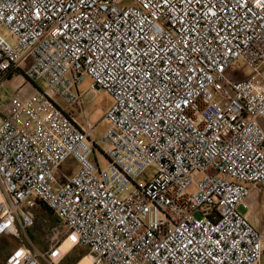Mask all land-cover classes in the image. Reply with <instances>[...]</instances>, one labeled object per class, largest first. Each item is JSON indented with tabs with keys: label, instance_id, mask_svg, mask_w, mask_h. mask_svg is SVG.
<instances>
[{
	"label": "built area",
	"instance_id": "1",
	"mask_svg": "<svg viewBox=\"0 0 264 264\" xmlns=\"http://www.w3.org/2000/svg\"><path fill=\"white\" fill-rule=\"evenodd\" d=\"M16 79L0 264H60L76 247L75 264H262L247 213L264 188V0H0V90ZM86 80L113 99L100 137L64 105ZM41 204L60 222L44 248L29 233Z\"/></svg>",
	"mask_w": 264,
	"mask_h": 264
},
{
	"label": "rangeland",
	"instance_id": "2",
	"mask_svg": "<svg viewBox=\"0 0 264 264\" xmlns=\"http://www.w3.org/2000/svg\"><path fill=\"white\" fill-rule=\"evenodd\" d=\"M1 32L3 34H6V31L3 29H1ZM240 74V71H237L236 69L230 74V76H232L233 79L237 80L240 78ZM21 82H23L22 79H16L13 82H7L6 85L8 90L6 88L0 90L1 117L5 116L3 110L4 105L7 103V99L9 98V94L14 93L16 91L17 85ZM90 82V80H86L78 89L81 95L79 105L69 106L67 104H63L69 111H72L76 114V116L84 124V126L90 127L93 130V133L97 137H100L107 125V122L105 121V112L113 104V99L107 92L103 90H98L94 93L90 91L88 92ZM33 84L41 90H47V87L42 80H34ZM24 85H26V83ZM98 158L102 167H105L106 162L103 158V155L99 154ZM72 164L73 161H68L57 172L58 177L61 181L71 177V175L74 173L75 168L71 166ZM152 175L153 171L152 169H149L144 173L143 177L140 178L139 181L148 180ZM258 193L260 194V206L258 208V211H255V213L259 212L257 217H259V220L262 222L261 227L264 228V188L261 190V192ZM241 210L242 212H245L244 209ZM35 213L37 215V222L35 227L29 230V233L32 240L36 244H39L44 248L53 240L54 234L52 233V227L58 225L60 222L55 215H53L45 206H43V204L39 205V207L35 210ZM87 252L88 250L86 248L76 247L69 251L67 256L63 260H61L60 264H75V262ZM84 263L85 262L83 261L81 262V264ZM262 263L264 264V257L262 259Z\"/></svg>",
	"mask_w": 264,
	"mask_h": 264
},
{
	"label": "crops",
	"instance_id": "3",
	"mask_svg": "<svg viewBox=\"0 0 264 264\" xmlns=\"http://www.w3.org/2000/svg\"><path fill=\"white\" fill-rule=\"evenodd\" d=\"M261 124L264 127V118L261 119ZM260 194L259 193H253L252 195V201L254 204V210L251 212L247 213V216L256 224V226L260 229L261 231H264V228L261 227V221L259 220V217H257L258 213H255V211H258V208L260 206V200H259ZM263 229V230H262ZM263 264V263H262Z\"/></svg>",
	"mask_w": 264,
	"mask_h": 264
},
{
	"label": "snow or ice",
	"instance_id": "4",
	"mask_svg": "<svg viewBox=\"0 0 264 264\" xmlns=\"http://www.w3.org/2000/svg\"><path fill=\"white\" fill-rule=\"evenodd\" d=\"M256 2H257V4H260V0H256ZM165 3H167V0H165ZM214 14V13H213ZM128 51H131V49H128ZM229 51H231L230 49H229ZM221 70H223V66L221 65ZM191 96V93H189V97ZM183 104L185 105V106H187L188 104H189V99L188 98H185L184 100H183ZM177 107H180V105L179 104H177L176 105ZM4 227H8V225H5ZM72 240L73 241H75L76 240V237L75 236H73L72 237ZM186 247V246H185ZM17 256H20L21 255V253L20 252H17V254H16ZM53 255H57L56 253H53Z\"/></svg>",
	"mask_w": 264,
	"mask_h": 264
},
{
	"label": "bare ground",
	"instance_id": "5",
	"mask_svg": "<svg viewBox=\"0 0 264 264\" xmlns=\"http://www.w3.org/2000/svg\"><path fill=\"white\" fill-rule=\"evenodd\" d=\"M71 247H72V244H70L69 242H66V243H64L62 249L65 251V250H69ZM88 260H89V258L86 257L82 261L85 262L84 264H87V262H89Z\"/></svg>",
	"mask_w": 264,
	"mask_h": 264
}]
</instances>
